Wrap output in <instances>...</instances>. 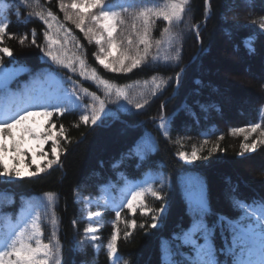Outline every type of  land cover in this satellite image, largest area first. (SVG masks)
Here are the masks:
<instances>
[{
	"label": "trees",
	"instance_id": "16d2710c",
	"mask_svg": "<svg viewBox=\"0 0 264 264\" xmlns=\"http://www.w3.org/2000/svg\"><path fill=\"white\" fill-rule=\"evenodd\" d=\"M40 4L45 12L50 8L58 21L72 30L75 40H70V53L76 51V43L83 45L88 65L96 67L102 76L118 85H132L129 94L135 100L147 98L149 101L143 108L137 109L125 100H117L115 95L105 97L92 82L59 68L45 56L41 48L47 25L43 21L33 16L31 22L18 23L15 14L9 16L8 32L16 34L17 38L5 37L0 43V47L6 46L13 51L12 57L5 56L4 63L28 68L26 73L13 81V91L29 90L33 81L44 79L48 72L59 73L65 80L72 76L73 80H79L84 87L95 91L105 99V111L111 109L113 113L108 117L101 115L95 125H85L79 120L84 109H73L62 116L53 115L50 120L47 119L45 129L54 123V131H58L63 124L70 141L57 137L61 139L62 148L67 149L61 153L60 165H54L31 179L0 181V204L6 205L4 212H17L22 199L38 201L44 193L56 194L54 213L58 224L55 228L50 225L48 214L42 212L41 215L44 242L58 238L62 245L61 264H112L106 245L114 231L115 211L106 208V202L118 203L134 182L152 179L153 186L159 188L158 178H168L163 192L166 211L161 213L157 228L149 227L150 216L141 217L139 213L137 222L145 226L137 227L131 236L125 238L123 222L119 225L121 238L118 253L128 264H161L162 241L188 227L185 185L189 177L203 182L213 210L212 220L215 213L230 217L238 215L230 202L233 195L248 200L264 198V145H258L255 152L241 156L244 136L230 134L232 128H247L253 122H260L264 128V121L260 119V109L264 108V34L258 35L254 41L255 52H250L243 43L254 30L258 31L257 25H244H251L253 20L259 21L264 17V0H252L251 7L240 0H211L212 15L206 21L204 0H191V11L186 13L180 27L174 29H183L181 60L169 62L168 66L163 62L151 63L149 59V64L141 65L131 73H111L98 65L93 55L98 51V45L89 43L74 24L64 20L59 0H40ZM33 10L39 9L25 10L19 4L15 5V11L23 14L20 20H27L28 11ZM2 16L3 13H0V18ZM189 18L190 24H200L199 37L190 26L185 27ZM164 26V21H156L152 30L153 40L160 39ZM53 27H56L55 22ZM32 29L36 30V42L41 47L30 43ZM25 33L29 34V39L21 45L18 38ZM60 34L63 35L62 30ZM218 68L228 69L235 76L244 75L246 79L241 83H227L218 77ZM177 72L180 73L178 84L174 79ZM154 75L164 79L173 77L155 96L151 95V83L147 87L144 85V81L150 82ZM63 86L71 89L70 82L63 83ZM225 96L231 97L233 106L229 107ZM246 100L249 102H242ZM82 103H90V99L84 97ZM161 115L171 121L168 129L170 138L164 136L163 130L158 127ZM258 135L259 131L253 133L246 142L251 143ZM220 136L224 139L220 140ZM149 137L154 138L155 145L141 159L135 154L136 145ZM204 140H208L209 144L204 146L202 155L208 156V159L191 163L180 159L179 151L190 153L193 147L199 148ZM217 143L221 150L209 155L208 148ZM44 148L49 153V159L54 158L50 152L51 142ZM117 162L119 166L114 167ZM45 164L46 161H43L41 167ZM250 165L254 168L249 169ZM3 190L14 194L15 204H6L7 196ZM145 201L151 207L161 204L150 196H146ZM88 211L103 212L99 222L104 226L96 233L101 237L96 242L101 245L98 251L93 244L85 241ZM121 215L123 219L131 218L127 209ZM53 230L55 237L51 236ZM215 243L218 248L223 246L219 230Z\"/></svg>",
	"mask_w": 264,
	"mask_h": 264
},
{
	"label": "snow or ice",
	"instance_id": "6c2138e0",
	"mask_svg": "<svg viewBox=\"0 0 264 264\" xmlns=\"http://www.w3.org/2000/svg\"><path fill=\"white\" fill-rule=\"evenodd\" d=\"M240 2L247 7L252 6V0H240ZM190 3L191 0H122V2L113 0L109 3H106V0H70L68 3L59 0V9L64 13L65 21L74 24L89 43L95 42L98 45V51L93 53L98 65L111 73H131L133 69L149 64V59L151 63L163 62L168 66H170L169 62L181 60L183 29L179 31L174 29L180 27L186 13L191 11ZM16 4L25 10L29 8L39 10L28 11L27 20H20L23 14L15 11ZM204 5L206 21L212 15L211 0H204ZM85 8L88 11H85ZM0 13H3L0 18V43L4 42L5 37L17 38L16 34L8 32L10 15L15 14L18 23H28L33 16L38 17L47 25V29L43 32L44 45L41 50L59 68L67 69L73 74H78L83 80L92 82L98 90L103 91L105 97L115 95L117 100H125L137 109L149 103L147 98L135 100L130 96L129 90L132 85H118L102 76L96 67L88 65L83 45L76 43V51L70 53V40H75L72 30L60 23L50 8L45 12L40 0H0ZM190 19L185 27L190 26L199 37L200 24H190ZM157 20L164 21L166 26L161 30L160 39L153 40L152 30ZM53 22L56 23L55 28ZM252 25H257L258 31L254 30L243 43L250 52H255L254 41L258 35L264 34V17L259 21L253 20L251 25L244 27ZM30 35V43L41 47L37 45L35 29L31 30ZM18 39L23 45L29 39V34L25 33ZM117 48L122 49L120 55L113 57L112 50ZM0 53L3 54L0 55V181L7 183L13 180L31 179L47 172L54 165H60L61 153L67 151L61 146V139L70 142L64 125L61 124L59 130L54 131L56 124L53 123L42 131L44 126H38L34 118L44 117L50 120L53 115L62 116L73 109H84L85 112L79 116V120L85 125L89 123L95 125L101 119V115L108 117L113 113L111 109L105 111L107 106L105 99L95 91L84 87L79 80H73L72 76H68L66 80L60 77L61 84L71 83L70 90L62 87L54 94L31 92L27 88L13 91L11 85L20 69L4 63L5 56H13L12 49L6 46L0 47ZM56 75L59 76V73ZM170 79L173 77L164 79L154 75L150 82L144 81V85L147 87L151 83V95L155 96L163 90ZM174 79L178 84L179 72L175 74ZM84 97H88L90 103H82ZM36 108L40 110H34ZM260 114L261 121H264V108L260 109ZM170 124L171 121L161 115L158 127L163 130L164 136L169 138ZM75 126L79 127V124ZM17 128L21 129L19 140L13 134ZM258 131L257 138L247 143L249 137ZM230 134L244 136L245 142L241 144L239 153L241 156L255 152L258 145H264V128L260 122H253L247 128H232ZM58 136L61 139H57ZM25 137L33 138L39 146V159L35 151L28 149L32 153L31 165H35L36 168L34 172L22 171L16 164L8 163L7 154L10 149L6 138H11L13 141L12 149L16 155L12 158L15 160L19 157V162L22 164L24 150L21 145ZM219 139L223 140L224 136H220ZM49 142H51L50 152L54 157L52 159H49V153L44 151V145ZM208 144L209 141L204 140L199 148L193 147L190 153L179 151L178 155L181 160L190 163L208 159V156L202 155L204 146ZM154 145V138L149 137L136 145L135 154L143 159ZM220 150L217 143L208 148V153L211 155ZM41 161H46L43 167ZM31 165L28 167L30 168ZM118 166L119 162L114 165V167ZM158 180L159 188L153 186L152 179H145L132 183L118 203L106 202V208L115 211V219L112 222L114 231L106 245L107 256L112 264H128V261L118 253L121 222L124 224L125 238L131 236L132 231L137 227L145 226L144 223L138 224L137 213L141 217L150 216V228L158 227L161 213L166 211L163 192L168 178L159 177ZM3 194L7 196V205L15 204L13 193L3 190ZM146 196L160 201V206H149L145 201ZM185 199L189 225L162 241L161 264H264V198L248 200L233 195L230 202L233 211L238 215L230 217L224 213H215V219L212 220L210 217L213 215V210L203 182L199 178L189 177L185 185ZM55 201L56 194L53 192L44 193L38 201L22 199L15 213L4 212L3 208L6 205L0 204V264H61L62 245L59 239H49L47 243L43 239L42 212L49 215V223L53 229L58 224L54 213ZM124 209L128 210L131 218H122ZM102 216L101 211H88L89 223L84 230L85 241L93 244L97 251L101 245L96 242L101 237L96 233L104 226L99 222ZM217 230L223 240V246L219 248L215 243ZM51 236L55 237L54 230Z\"/></svg>",
	"mask_w": 264,
	"mask_h": 264
},
{
	"label": "rangeland",
	"instance_id": "374dc122",
	"mask_svg": "<svg viewBox=\"0 0 264 264\" xmlns=\"http://www.w3.org/2000/svg\"><path fill=\"white\" fill-rule=\"evenodd\" d=\"M70 2V0H65V3ZM109 2H113V0H106V3ZM116 2H122V0H116ZM85 11H88V9H84ZM119 31V30H118ZM122 49H113L112 50V55L113 57L119 56L120 55V51ZM231 59L236 60L237 62L240 61L239 58L237 59V57L235 56H230ZM235 58V59H234ZM10 67H16L17 69H20V71L18 72V75H20L21 73H23L26 68L23 67L22 65H8ZM217 74L218 77H221L222 79L225 80V82L227 83H237L240 82L243 79H246L244 75H237L235 76L234 74H232L231 71H229L228 69H222V68H218L217 69ZM17 75V76H18ZM16 76V77H17ZM62 88V84L60 83V79L55 76L54 74H49L47 77L46 82L42 83L39 82L35 85L32 86L31 88V92H45V93H55L58 89ZM225 99L227 100V102L229 103L228 105H230L229 107L233 106V101H231V97L230 96H225ZM239 102V101H238ZM245 103H248L249 101H242ZM34 110H40L39 108H36ZM36 124L39 125H43L44 127L42 128V131L45 129V124L47 121V118L44 117H36L34 118ZM14 136L17 138V140L20 139V134H21V129L17 128L16 130H14ZM7 140V145L8 148L10 149V151L7 154V159H8V163L10 165L12 164H16V166L20 167L22 171H33V168L35 167V165H31V159H32V153L28 151V149H32L33 151L36 152V157L37 159H39L40 157V152H39V146L36 143V141L31 138V137H25L23 139V143H22V149L24 150V158H23V163L21 164L19 162V157H17V159H13L12 157L16 155L15 151L12 149V139L11 138H6ZM45 147V145H44ZM44 151H46V149L44 148ZM48 152V151H46ZM43 161H41L42 163ZM31 165V167L29 168L28 166ZM254 168V166L250 165L249 169Z\"/></svg>",
	"mask_w": 264,
	"mask_h": 264
}]
</instances>
